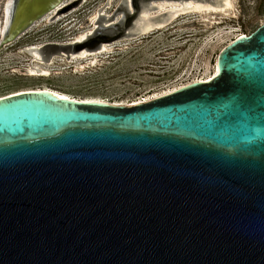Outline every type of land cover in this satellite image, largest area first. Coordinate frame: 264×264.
I'll use <instances>...</instances> for the list:
<instances>
[{"label":"water","instance_id":"obj_1","mask_svg":"<svg viewBox=\"0 0 264 264\" xmlns=\"http://www.w3.org/2000/svg\"><path fill=\"white\" fill-rule=\"evenodd\" d=\"M62 1L14 0L0 51ZM0 264H264V24L134 106L1 98Z\"/></svg>","mask_w":264,"mask_h":264},{"label":"rangeland","instance_id":"obj_2","mask_svg":"<svg viewBox=\"0 0 264 264\" xmlns=\"http://www.w3.org/2000/svg\"><path fill=\"white\" fill-rule=\"evenodd\" d=\"M6 1L0 0V22ZM161 1L131 0L132 10L126 0L69 1L49 21L40 20L0 51V97L49 87L77 99L101 98L126 105L139 102L213 76L223 49L236 36H249L264 24V0H234L233 11L226 16L215 15L203 21L200 15H184L162 29L138 35L134 26L141 7L147 6L150 18L158 21L165 16L156 10ZM81 33H88L85 41L105 37L103 44L110 48L107 55L97 56L93 66L89 65L91 57L70 64L59 49L53 48L69 47ZM32 47L53 55L52 62L42 63L51 72L49 77L26 74L25 66L31 59L27 49ZM13 66L16 75H12Z\"/></svg>","mask_w":264,"mask_h":264},{"label":"bare ground","instance_id":"obj_3","mask_svg":"<svg viewBox=\"0 0 264 264\" xmlns=\"http://www.w3.org/2000/svg\"><path fill=\"white\" fill-rule=\"evenodd\" d=\"M13 1L14 0H7L3 4V11H2L3 20L2 22H0V41L5 36L7 29H8L10 16L13 11L12 10ZM69 1H74V0L62 1L61 3L56 5V7L52 9V11L49 14H47L42 20L49 21L50 17L53 16L54 14L59 13L58 11L60 9H63ZM233 1L234 0H163L156 4L157 12L165 14L164 18L158 21H155L150 18L151 13H150V9L147 8V6H142L141 11L139 13V18L134 26L135 28L134 31L138 35H147L151 33L152 31L164 28L165 26L169 25L172 21H174L178 17L184 16V15H200L202 16L203 21H207L209 17L211 16L213 17L215 15L226 16L228 15L229 12L233 11ZM126 6L128 9L132 10L131 0H126ZM96 18L97 17L95 15L92 18V20L95 21ZM245 36L247 35L240 34L239 36H236L235 40L238 38L245 37ZM87 37H88V33H81L74 39L72 44L82 43L87 39ZM232 42L233 41H231L229 44H231ZM53 48H55V46ZM109 50H110L109 46H107L106 44H101L98 48V51H89L86 49H82L78 52L71 53L70 55H67L66 53H61L62 55L61 54L60 55L65 57L67 59V62L70 64H76L79 60H87L89 57H91V60H89V65L93 66L94 64L97 63V56L107 55L109 53ZM27 51L30 54L31 59H30V63L27 66H25L26 74L29 77H36V76L45 77V78L49 77L51 72L49 71L48 68L42 66V63L44 62L45 57L48 55L45 53L44 49H41V47H32L30 49H27ZM52 57L53 55L50 56L49 62L53 61ZM35 62L36 64H34ZM10 69L12 70V75H16L15 66L10 67ZM217 69H218V64L216 65L215 73L213 76L209 78H205V79H197L192 82L183 84L164 94L176 92L178 89L186 85H189L191 83H207L211 81L214 77H216ZM40 90L48 91L52 93L53 95H55L56 97H58L59 99H61V97H67L68 100L82 101L84 103L100 102V103H107L111 106H134L136 104H139L144 101L160 96V95H155L147 99L140 100L139 102H134V103H130L126 105L124 103H111L106 100H102L101 98L77 99L67 93H63V92L54 90L49 87H39V88L19 90L9 95L2 96L0 97V99L3 97H12L15 95H21L22 93L40 91Z\"/></svg>","mask_w":264,"mask_h":264},{"label":"snow or ice","instance_id":"obj_4","mask_svg":"<svg viewBox=\"0 0 264 264\" xmlns=\"http://www.w3.org/2000/svg\"><path fill=\"white\" fill-rule=\"evenodd\" d=\"M61 99H67V97H61Z\"/></svg>","mask_w":264,"mask_h":264},{"label":"flooded vegetation","instance_id":"obj_5","mask_svg":"<svg viewBox=\"0 0 264 264\" xmlns=\"http://www.w3.org/2000/svg\"><path fill=\"white\" fill-rule=\"evenodd\" d=\"M12 44H13V43H12ZM12 44H10V45H12ZM10 45H9V46H10ZM47 56H48V55H47Z\"/></svg>","mask_w":264,"mask_h":264}]
</instances>
